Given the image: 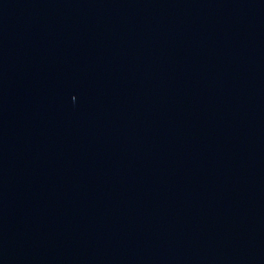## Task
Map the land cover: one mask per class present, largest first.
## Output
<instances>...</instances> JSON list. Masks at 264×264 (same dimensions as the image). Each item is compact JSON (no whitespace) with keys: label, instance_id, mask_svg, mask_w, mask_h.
<instances>
[{"label":"water","instance_id":"1","mask_svg":"<svg viewBox=\"0 0 264 264\" xmlns=\"http://www.w3.org/2000/svg\"><path fill=\"white\" fill-rule=\"evenodd\" d=\"M0 264H264V0H0Z\"/></svg>","mask_w":264,"mask_h":264}]
</instances>
